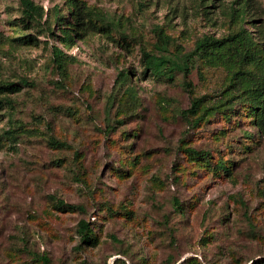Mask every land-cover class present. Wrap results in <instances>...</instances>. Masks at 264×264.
Instances as JSON below:
<instances>
[{
  "label": "rangeland",
  "instance_id": "obj_1",
  "mask_svg": "<svg viewBox=\"0 0 264 264\" xmlns=\"http://www.w3.org/2000/svg\"><path fill=\"white\" fill-rule=\"evenodd\" d=\"M30 1L36 21L0 0V85H22L0 94V264H264L257 81L195 58L186 78L153 75L144 56L182 61L243 29L263 64L244 70L264 76V0Z\"/></svg>",
  "mask_w": 264,
  "mask_h": 264
},
{
  "label": "trees",
  "instance_id": "obj_2",
  "mask_svg": "<svg viewBox=\"0 0 264 264\" xmlns=\"http://www.w3.org/2000/svg\"><path fill=\"white\" fill-rule=\"evenodd\" d=\"M19 3L23 9V14L29 21H36L43 17V9L35 6L30 0H19ZM56 22L64 23L65 18L61 16H56ZM31 39V38H29ZM72 42L71 36L66 34L62 40L63 46H68ZM255 48V44L252 39L243 29H239L236 33L229 35L222 39H213L208 36H204L194 45L193 51L187 55V58L182 61H171L165 56L153 57L151 55H144L146 57V70H149L153 75H163L168 78H172L174 73H181L184 78H186L190 72V62L193 58L201 60L207 66L215 67L224 62H235L237 64V69L233 72V76L243 75L254 78L257 83L256 88L250 89L246 88L243 92H258L249 99L248 108L254 114L255 120H257V125L262 126L264 123V101H261V94L264 93V76L254 75L255 73L247 72L244 70V66L254 65L256 67L263 66L261 56ZM226 54V55H225ZM228 56V57H226ZM70 57L65 55L63 51L58 47L52 48V62L56 69L64 73L66 71L67 59ZM246 74V75H245ZM123 81L127 79L126 73H120ZM186 87H190L189 82H184ZM21 84H4L0 85V94L8 93H19L21 91ZM236 97H231L228 99L230 102ZM245 100V99H244ZM241 99L242 102H246ZM233 101H231L232 103ZM203 98H192L190 108L184 112L186 116L193 119L192 125L198 124L202 118L203 108H202ZM1 105V102H0ZM204 111H207L204 109ZM51 144H55L57 147H66L65 143L52 141ZM188 155L198 160H206L208 158L207 153L197 152L192 149H187ZM225 170V169H224ZM71 209L72 207H66ZM77 233L82 244L95 245L93 233L89 228V225L83 221L79 222ZM44 263H48V260L42 257ZM262 264V263H257Z\"/></svg>",
  "mask_w": 264,
  "mask_h": 264
}]
</instances>
